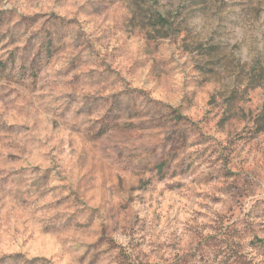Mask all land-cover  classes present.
I'll use <instances>...</instances> for the list:
<instances>
[{
	"label": "rangeland",
	"instance_id": "1",
	"mask_svg": "<svg viewBox=\"0 0 264 264\" xmlns=\"http://www.w3.org/2000/svg\"><path fill=\"white\" fill-rule=\"evenodd\" d=\"M0 264H264V0H0Z\"/></svg>",
	"mask_w": 264,
	"mask_h": 264
}]
</instances>
